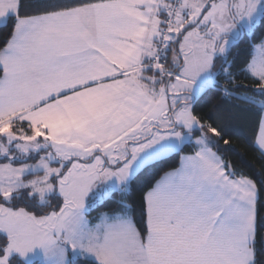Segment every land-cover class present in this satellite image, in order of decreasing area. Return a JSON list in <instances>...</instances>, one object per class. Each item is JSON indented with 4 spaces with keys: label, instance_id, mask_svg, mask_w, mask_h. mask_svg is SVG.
Masks as SVG:
<instances>
[{
    "label": "snow or ice",
    "instance_id": "6c2138e0",
    "mask_svg": "<svg viewBox=\"0 0 264 264\" xmlns=\"http://www.w3.org/2000/svg\"><path fill=\"white\" fill-rule=\"evenodd\" d=\"M0 264H264V0H0Z\"/></svg>",
    "mask_w": 264,
    "mask_h": 264
},
{
    "label": "trees",
    "instance_id": "16d2710c",
    "mask_svg": "<svg viewBox=\"0 0 264 264\" xmlns=\"http://www.w3.org/2000/svg\"><path fill=\"white\" fill-rule=\"evenodd\" d=\"M257 118L256 117H250L249 120L242 126V136L247 137L249 140L254 138V134L258 129L257 126ZM234 146L236 149V152L241 154L243 156L244 164H241L240 162V156L229 154L228 158L236 164L238 167L245 166L249 163H254V157L256 153L253 151L252 147L249 146L248 143H245L243 139L234 137ZM176 164L175 161L171 162L169 166L174 167ZM93 216L96 215L95 212L92 213Z\"/></svg>",
    "mask_w": 264,
    "mask_h": 264
},
{
    "label": "crops",
    "instance_id": "0c3cea01",
    "mask_svg": "<svg viewBox=\"0 0 264 264\" xmlns=\"http://www.w3.org/2000/svg\"><path fill=\"white\" fill-rule=\"evenodd\" d=\"M257 131H258V129H257Z\"/></svg>",
    "mask_w": 264,
    "mask_h": 264
}]
</instances>
